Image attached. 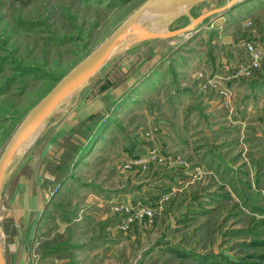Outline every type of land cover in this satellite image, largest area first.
Segmentation results:
<instances>
[{
    "label": "rangeland",
    "instance_id": "374dc122",
    "mask_svg": "<svg viewBox=\"0 0 264 264\" xmlns=\"http://www.w3.org/2000/svg\"><path fill=\"white\" fill-rule=\"evenodd\" d=\"M143 0H0V152ZM131 34L0 190L5 264H264V0ZM166 29V30H165Z\"/></svg>",
    "mask_w": 264,
    "mask_h": 264
},
{
    "label": "water",
    "instance_id": "95a60500",
    "mask_svg": "<svg viewBox=\"0 0 264 264\" xmlns=\"http://www.w3.org/2000/svg\"><path fill=\"white\" fill-rule=\"evenodd\" d=\"M205 0H143L134 8L102 41L87 55L73 65L65 74L57 79L54 85L25 113L15 129L11 132L0 152V190L1 186L18 161L21 153L40 127L48 120L64 97L71 94L102 66L114 49L130 34H141L146 37H166L190 28L211 14L220 15L226 7L208 10L192 19L187 27L171 33L146 32L141 21H171L181 7H190ZM236 0H232L229 5ZM0 264H5L0 247Z\"/></svg>",
    "mask_w": 264,
    "mask_h": 264
},
{
    "label": "bare ground",
    "instance_id": "6f19581e",
    "mask_svg": "<svg viewBox=\"0 0 264 264\" xmlns=\"http://www.w3.org/2000/svg\"><path fill=\"white\" fill-rule=\"evenodd\" d=\"M186 9H187V7H181V8H179V9L177 10L175 16H176V15H179V14H181V13H184ZM148 21H149L148 19H144V20L141 21V24H142L141 27H142V29H144L146 32L159 33V34L164 33V32H163V31H164V28H165L166 24L168 23V22H162V23L151 22V23L149 24ZM165 30H166V29H165ZM130 35H131V34H130ZM137 35H138V34H137ZM138 36H139V35H138ZM125 39H126V38H125ZM125 39H124V40H125ZM124 40H123V41H124ZM123 41H122V42H123ZM122 42H121V43H122ZM121 43H120V44H121ZM120 44H119V45H120ZM119 45H118V46H119ZM118 46H117V47H118ZM117 47H116V48H117ZM116 48H115V49H116ZM115 49H114V50H115ZM87 80H88V79H87ZM87 80L85 81V83L87 82ZM81 85H82V84H81ZM75 90H76V89H75ZM75 90H74V91H75ZM69 95H70V94H69ZM69 95H68V96H69ZM68 96L64 97L62 101H64ZM62 101H61V102H62ZM61 102H60V103H61Z\"/></svg>",
    "mask_w": 264,
    "mask_h": 264
}]
</instances>
